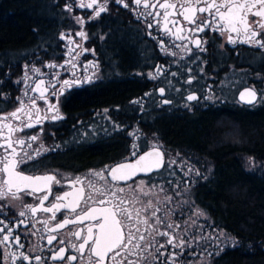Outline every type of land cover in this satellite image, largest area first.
I'll return each instance as SVG.
<instances>
[{
  "label": "flooded vegetation",
  "instance_id": "obj_1",
  "mask_svg": "<svg viewBox=\"0 0 264 264\" xmlns=\"http://www.w3.org/2000/svg\"><path fill=\"white\" fill-rule=\"evenodd\" d=\"M61 1L64 25L55 34V40L46 43L43 52L34 49L27 56L28 60L22 61L20 70L17 73L12 71L14 75L12 79L6 82L0 81V114H5L19 106L17 97H22L25 88L34 86L39 79L47 83L53 73H58L61 82L65 79L79 80L78 84L65 89L62 95L48 97L57 105L63 119L56 121L46 119L34 128L25 129L24 132L17 134L21 137L31 135L39 137L37 141L32 142V147L25 148V151L35 155L36 150L39 149L40 155L35 160H29L21 168L26 174L55 173L59 177L68 179L83 177L91 170H100L105 165H115L126 157L135 159L131 156L133 144L139 145L138 154H141L149 150L156 141L163 145L166 159L171 157L177 161V164L172 165L171 168L165 165L159 173H152L151 182L163 184L169 194L175 197L173 204L168 207L175 206L177 201L187 199L194 201L195 206L204 213V216L199 218L192 216L194 209L185 205L176 209V215L172 219L183 224L189 216H192L198 225L204 226L205 233L211 231L208 225L212 224L223 228L226 234L232 236L213 217L203 200L205 194L202 189L211 183L213 169L219 163V159L212 152V147L180 140L176 136L185 131L181 125L186 121L242 117L244 111L253 112L264 108V103L258 101L255 104H248L239 98L240 92L246 85L255 87L258 93L264 89V49L240 43L228 44L227 34L221 36L219 32L206 29L203 33H197V36L208 41L205 45L207 50L200 52L189 44V47L193 48V53L189 54L173 46L187 41H174L163 36L155 26L149 28L147 25L152 18L139 17V12L134 11L136 5L132 0H125L129 5L128 8L118 4L116 0H108L107 11L95 19L90 17L94 14L96 6L94 9H87L78 7L79 0ZM67 4L72 5L71 12L66 10ZM76 17L82 18L84 24L77 23ZM79 31L87 33L86 40L75 35ZM149 32L152 35H149ZM62 33L66 36L71 34L72 39L81 46L73 53L75 68H72L71 64H65L66 60L71 59L67 55L69 48L75 45H69L67 39H61ZM161 40L168 47L169 52H176L177 55L166 54L160 47ZM76 53L79 55L76 56ZM197 56L199 59L196 58ZM48 64L64 66L49 68L46 67ZM24 65L39 68L41 73L29 72L30 79L24 81ZM157 66L162 67L164 71L156 79H152L148 74L155 75ZM189 68L191 72L188 71ZM171 73H176V76ZM189 77H195L191 85L186 83ZM59 87L57 83V89ZM160 87L165 88L163 96L159 93ZM209 87L215 96L214 101L203 99L204 95L209 94ZM49 91L51 92V89ZM146 93L151 95L146 96ZM189 93H194L201 99L188 102L185 98ZM29 95L38 94L29 92ZM164 99L170 100L171 103L163 104ZM38 104L43 114L47 106L39 99ZM186 104L190 106L186 107ZM48 116L50 117L51 113H48ZM218 131L221 133L224 129ZM133 133L136 135H132ZM237 152L235 151L234 154L230 149L229 154L235 156ZM177 153L180 155L177 156ZM238 157L235 162L240 164L243 154H239ZM247 157L253 158L249 155ZM182 161L186 164L183 168L178 166ZM187 166L198 168L208 178L203 179L194 174L185 176ZM141 179L149 180L150 177L143 174L135 177L136 181ZM169 180L172 184L168 183ZM185 181H189L187 186L190 192L176 197L175 192L185 188ZM102 183L100 181L97 186ZM128 183L131 184L132 181ZM177 184L179 188L174 189ZM70 190L67 179L62 187L53 186L56 195ZM49 199L51 200L52 197ZM23 203L35 204L38 201L31 196H24ZM0 204L8 205L4 207L6 215L0 216V219H5L6 222L21 219L15 215L21 210V201H0ZM47 215L50 214L38 213V218ZM57 217L61 219V213H57ZM87 223L86 221L85 224ZM183 226L188 227L186 224ZM29 227L31 228V224ZM36 227L42 226L38 224ZM73 227L69 225L59 236L66 239V245V234L69 228ZM24 231L23 226L16 229L17 233L22 234ZM41 234L21 235L24 249H17L13 244L9 250L24 251L31 256L48 257L50 253L47 249L51 246L40 239ZM200 234L203 233H198L196 227L192 226L189 228L187 238L191 239ZM72 239L73 242L79 243L74 237ZM158 239L163 241L164 238ZM34 244L44 250L31 251ZM66 245L60 246L66 247ZM230 245L231 241H226L223 237L218 242L201 241L199 246H195L194 242L193 249L189 251H195L197 255H185L181 259L186 262L190 260L192 264H223V256L227 249L232 247ZM205 247L207 251H204ZM220 248L224 250L216 255ZM169 250L173 251L170 246ZM209 252L213 255L209 256ZM66 255H78V253L68 250ZM135 258L130 257V259ZM0 264H3L2 260ZM32 264H35L34 260ZM47 264H64V262L49 261Z\"/></svg>",
  "mask_w": 264,
  "mask_h": 264
},
{
  "label": "snow or ice",
  "instance_id": "obj_2",
  "mask_svg": "<svg viewBox=\"0 0 264 264\" xmlns=\"http://www.w3.org/2000/svg\"><path fill=\"white\" fill-rule=\"evenodd\" d=\"M118 4L128 8L125 0H116ZM136 5L134 11L139 12V17L147 19L149 28L154 26L162 33L174 41H187V43L174 44L176 48L192 54L193 45L200 52L206 51L205 45L208 43L197 33L205 30L219 32L221 36L227 34V43L236 45L246 44L250 47L264 49V0H132ZM108 0H79L78 7L94 9V14L90 19H95L101 13L107 11ZM66 10L71 12L72 5L67 4ZM143 11H139L140 9ZM182 18V20L180 19ZM77 23L83 25L84 20L75 18ZM191 25V27H189ZM82 39H87V33L79 31L75 34ZM149 35H152L149 32ZM155 38V37H153ZM61 39H67L69 48L67 55L71 59L65 64L74 63L73 53L76 48L81 47L71 37L61 34ZM161 49L166 53L176 56V52H169L163 40L160 41ZM84 51H89L84 49ZM79 53H76L78 56ZM199 59V57H196ZM64 65L48 64L49 68H60ZM23 80L30 79L29 72L41 73L39 68L24 65ZM164 69L157 66L155 75L149 73V77L156 79ZM191 72V68L188 69ZM201 71H203L201 69ZM73 75H75L73 73ZM176 76V73H171ZM195 77H189L186 83L191 85ZM259 79V77H258ZM19 83V81H18ZM57 83L60 87L57 89ZM79 83V80L65 79L59 80V74L53 73L52 78L46 83L43 79L35 82L34 86H27L22 97H17L19 106L15 110L0 114V201L19 200L21 210L16 213L21 219L6 222L0 219V260L3 264H47V262H64V264H192L184 261L181 257L185 255H197L195 251H189L195 246H199L201 241L218 242L221 237L226 241H231L232 247L238 245V241L225 233L223 228L209 224L211 229L204 232V226L198 225L192 216L197 218L204 216V213L195 206L194 201L183 199L172 205L175 197L169 194L163 184L151 182V174L159 173L167 165L169 168L176 165L177 161L171 157L166 159V151L162 144L154 141L150 150L139 153V145L133 144L131 156L115 165H105L100 170H91L85 176H76L71 179L59 177L55 173L26 174L21 168L29 160H35L40 155V150H36L35 155L25 151L31 148L32 142L39 139L37 135L21 137L18 133L25 129L34 128L46 119L56 121L63 119L57 105L49 99V95H62L64 90ZM171 86V85H170ZM51 89V92L49 91ZM209 94L203 99L214 101L215 96L209 87ZM29 92L37 93V96L29 95ZM161 96L165 94V88L160 87ZM151 95V93H146ZM240 100L248 104H255L258 101L264 103V89L259 93L255 87L245 86L240 92ZM38 99L44 101L46 110L42 114V109L38 104ZM186 101H198L200 96L189 93ZM140 103V101H134ZM163 104L171 103L164 99ZM189 107L190 105H185ZM107 111V110H105ZM51 113V116H48ZM43 129H41V132ZM132 135H136L133 133ZM231 133H225L229 136ZM43 148V146H41ZM54 150V149H53ZM180 154L177 153V156ZM248 164L255 165L254 158H249ZM182 168L186 166L181 162ZM211 171V169H209ZM149 176V180L136 181L139 175ZM174 174V173H173ZM185 176L194 174L196 177L207 179L198 168L187 166ZM67 179V186L70 191H63L61 195L53 192V186L62 187ZM102 181L100 186L98 183ZM132 181L131 184L128 182ZM172 184V181H168ZM185 188L176 191L175 196L180 197L190 192L187 186L189 181H185ZM175 185L174 189H178ZM43 193V195H39ZM24 196H31L38 201L35 204H24ZM52 197L50 200L49 198ZM46 202L47 205H46ZM189 206L194 209L192 216L185 220L183 224L172 217L176 215V209L182 206ZM4 207L8 205L0 204V216H5ZM38 213L50 214L43 218H38ZM57 213H61L62 218L58 219ZM183 214V213H181ZM88 222L85 224V222ZM31 224V228L29 227ZM41 228H37V225ZM188 225L184 227L183 225ZM69 225L67 245L65 238H59L63 230ZM83 225V227H78ZM23 226L25 231L17 233L16 229ZM195 226L198 233H203L187 238L189 228ZM32 229H35L33 231ZM42 233L40 239L46 241L48 257L41 255L31 256L24 251H10L11 245H16L17 249H24L25 245L21 240V235L35 236ZM43 233H46L44 235ZM75 238L73 242L72 238ZM158 238H164L161 241ZM54 242L56 244L54 245ZM60 245H66L60 246ZM169 246L173 251L169 250ZM179 249L180 251H174ZM43 251L34 244L31 251ZM68 250H73L78 255H66ZM163 250V251H162ZM224 249L220 248L215 254L219 255ZM207 251V248H204ZM202 255V253H200ZM209 256L213 253L209 252ZM130 257H136L130 259ZM167 257L166 259H164Z\"/></svg>",
  "mask_w": 264,
  "mask_h": 264
},
{
  "label": "trees",
  "instance_id": "obj_3",
  "mask_svg": "<svg viewBox=\"0 0 264 264\" xmlns=\"http://www.w3.org/2000/svg\"><path fill=\"white\" fill-rule=\"evenodd\" d=\"M61 3L0 0V81L12 79V71L17 73L34 49L43 52L55 40L64 25ZM181 127L185 131L178 139L206 144L219 159L202 192L213 217L239 242L227 249L223 264H264V169L235 162L239 154L264 159V108L244 111L242 117L186 121ZM230 149L238 151L235 156Z\"/></svg>",
  "mask_w": 264,
  "mask_h": 264
},
{
  "label": "rangeland",
  "instance_id": "obj_4",
  "mask_svg": "<svg viewBox=\"0 0 264 264\" xmlns=\"http://www.w3.org/2000/svg\"><path fill=\"white\" fill-rule=\"evenodd\" d=\"M26 60H28V59H26ZM249 158H252V157L243 156V158H242V163H243V165L246 168L253 169V170H256V171H261V170L264 169V159H261L260 157H254L253 156V158L255 160V165L254 166H250L248 164Z\"/></svg>",
  "mask_w": 264,
  "mask_h": 264
},
{
  "label": "water",
  "instance_id": "obj_5",
  "mask_svg": "<svg viewBox=\"0 0 264 264\" xmlns=\"http://www.w3.org/2000/svg\"><path fill=\"white\" fill-rule=\"evenodd\" d=\"M239 98H240V95H239ZM244 102V101H243ZM245 103V102H244ZM150 150V149H149ZM147 151V150H146Z\"/></svg>",
  "mask_w": 264,
  "mask_h": 264
}]
</instances>
